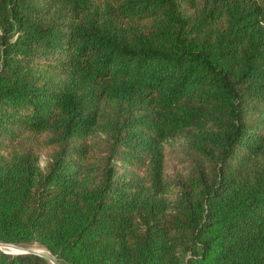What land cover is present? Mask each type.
Listing matches in <instances>:
<instances>
[{"label": "trees", "instance_id": "obj_1", "mask_svg": "<svg viewBox=\"0 0 264 264\" xmlns=\"http://www.w3.org/2000/svg\"><path fill=\"white\" fill-rule=\"evenodd\" d=\"M0 242L264 264V0H0Z\"/></svg>", "mask_w": 264, "mask_h": 264}, {"label": "water", "instance_id": "obj_2", "mask_svg": "<svg viewBox=\"0 0 264 264\" xmlns=\"http://www.w3.org/2000/svg\"><path fill=\"white\" fill-rule=\"evenodd\" d=\"M0 249H3V251L6 253H12V254H19V253L36 254L38 256L45 258L51 264H61L59 260L46 249L44 250V252H38L37 250L31 247H23L11 243H3V242H0Z\"/></svg>", "mask_w": 264, "mask_h": 264}, {"label": "rangeland", "instance_id": "obj_3", "mask_svg": "<svg viewBox=\"0 0 264 264\" xmlns=\"http://www.w3.org/2000/svg\"><path fill=\"white\" fill-rule=\"evenodd\" d=\"M178 141V140H177ZM176 141V142H177ZM179 142V141H178ZM42 164H43V162H42ZM28 247H31V248H33V249H35V250H37V251H39V252H44V248H42L41 246H39V245H37L36 243H32L31 245H29ZM50 263V262H49ZM51 264V263H50Z\"/></svg>", "mask_w": 264, "mask_h": 264}, {"label": "bare ground", "instance_id": "obj_4", "mask_svg": "<svg viewBox=\"0 0 264 264\" xmlns=\"http://www.w3.org/2000/svg\"><path fill=\"white\" fill-rule=\"evenodd\" d=\"M39 252V251H38Z\"/></svg>", "mask_w": 264, "mask_h": 264}]
</instances>
